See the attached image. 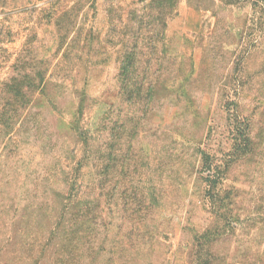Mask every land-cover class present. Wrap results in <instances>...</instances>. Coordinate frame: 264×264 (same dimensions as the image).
<instances>
[{
    "label": "rangeland",
    "instance_id": "obj_1",
    "mask_svg": "<svg viewBox=\"0 0 264 264\" xmlns=\"http://www.w3.org/2000/svg\"><path fill=\"white\" fill-rule=\"evenodd\" d=\"M0 34V264H264V0H0Z\"/></svg>",
    "mask_w": 264,
    "mask_h": 264
},
{
    "label": "trees",
    "instance_id": "obj_2",
    "mask_svg": "<svg viewBox=\"0 0 264 264\" xmlns=\"http://www.w3.org/2000/svg\"><path fill=\"white\" fill-rule=\"evenodd\" d=\"M5 41V37L3 35L0 34V44L2 42ZM134 58H135V54H133L132 52L128 51L123 58V62H122V74H124L125 76H128L129 71L127 70V64H132L134 62ZM126 71V72H125ZM45 78V76H41L39 78V81H42ZM242 136L245 137V135L242 133ZM242 137V138H244ZM241 138V137H240ZM239 146H242L241 143H238ZM210 178V176H208Z\"/></svg>",
    "mask_w": 264,
    "mask_h": 264
}]
</instances>
